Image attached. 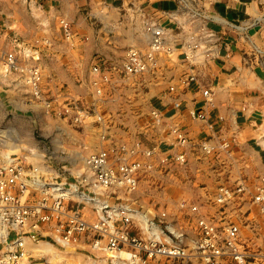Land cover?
I'll return each instance as SVG.
<instances>
[{
  "label": "crops",
  "instance_id": "crops-1",
  "mask_svg": "<svg viewBox=\"0 0 264 264\" xmlns=\"http://www.w3.org/2000/svg\"><path fill=\"white\" fill-rule=\"evenodd\" d=\"M194 5L202 17L183 14L179 0H0V50L15 49L16 40L31 47L38 37L52 38L55 46L43 50L40 62L45 95L60 104L75 100L93 115L112 117L90 125L64 121L72 124L69 131L74 134L69 136L79 147L99 151L141 140L172 156L181 151L173 127L182 128L196 145L204 138L212 140L211 156L191 152L186 167H174L170 174L156 172L155 180L143 182L130 196L142 215L191 238H197L195 217L181 208L183 203L202 206L200 215L213 216L219 211L212 204L219 187H235L242 180L259 183L264 176V0H194ZM61 19L71 26L73 46L65 39ZM145 21L175 30L174 55H166L156 73L138 77L111 71L109 82L102 80L93 72L96 64L110 69L121 65L129 47L146 49ZM179 24L184 30H177ZM200 26L214 30L220 40L213 56L193 65L181 55V45L200 35ZM189 76L196 80L185 88L180 79ZM173 84L177 92L170 93ZM206 89L212 105L203 96ZM153 110L162 115L161 124ZM200 110L213 129L191 116ZM224 143L230 150L221 148ZM86 211L93 215L90 208ZM162 212L168 214L163 221ZM261 219L250 199L240 215L232 216L241 224H261ZM243 231L245 242L254 238L249 228Z\"/></svg>",
  "mask_w": 264,
  "mask_h": 264
},
{
  "label": "built area",
  "instance_id": "built-area-1",
  "mask_svg": "<svg viewBox=\"0 0 264 264\" xmlns=\"http://www.w3.org/2000/svg\"><path fill=\"white\" fill-rule=\"evenodd\" d=\"M179 3L183 14L202 17L194 0ZM60 24L65 39L73 46L69 22L61 19ZM180 29L184 27L180 25ZM198 31L200 35L195 33L181 45V55L193 65L213 56L220 40L208 26H200ZM143 33L148 39L145 50L129 47L121 65L107 69L96 64L93 72L105 82H109L111 71L138 77L156 73L165 56L174 55L179 35L156 21H145ZM54 46L55 41L48 36L36 38L31 47L16 40L15 49L0 50V79L7 82L17 77L29 90L28 103L42 108L48 116L85 123L94 116L89 109L75 100L60 104L45 95L41 54ZM195 80V76H189L181 78L180 83L187 88ZM169 92H177V85H171ZM203 96L207 104H213L209 89L203 91ZM152 116L161 124L159 111L153 110ZM191 116L213 129L205 111H192ZM97 121L100 123L102 118ZM172 133L181 148L172 156L164 155L156 144L122 142L92 151L83 171L31 164L26 157L15 154L0 156V264H23L32 257L29 245L42 243L93 256L106 253L111 264H226V259L236 264H264V176L259 183L242 180L235 187H219L212 200L219 211L213 216L200 215L202 206L183 203L181 208L189 209L195 217L197 238L170 225L162 227L136 208L130 196L139 192L143 182L155 180L156 172L170 174L174 167H186L194 151L202 157L214 153L209 138L196 145L182 128L173 127ZM229 146L224 143L221 148L228 151ZM247 199L258 208L261 224L232 220V216L241 214ZM86 208L92 210V216ZM167 216L162 212L159 219L163 221ZM244 227L254 236L249 242L243 239ZM140 232L148 235L143 237Z\"/></svg>",
  "mask_w": 264,
  "mask_h": 264
},
{
  "label": "rangeland",
  "instance_id": "rangeland-1",
  "mask_svg": "<svg viewBox=\"0 0 264 264\" xmlns=\"http://www.w3.org/2000/svg\"><path fill=\"white\" fill-rule=\"evenodd\" d=\"M19 82L14 78L7 82L0 79V156L15 154L26 157L31 164L50 165L56 169L66 166L74 171H83L85 165L72 161L76 159V154L80 153L86 158L92 150L85 146L79 147L73 136H69L72 124L66 123L74 122L55 121L42 108L28 103L29 90ZM104 115H94L83 125L98 122V117L102 118L100 123L112 120V117ZM40 245H29V255L32 257L27 258L23 264H104L106 261V264H111L106 253L93 256L85 251L61 250L56 247L63 253V259L54 262L51 254L41 249Z\"/></svg>",
  "mask_w": 264,
  "mask_h": 264
},
{
  "label": "bare ground",
  "instance_id": "bare-ground-1",
  "mask_svg": "<svg viewBox=\"0 0 264 264\" xmlns=\"http://www.w3.org/2000/svg\"><path fill=\"white\" fill-rule=\"evenodd\" d=\"M8 156L9 155H7V157ZM85 161H86V158H84V156L82 154L80 155V153H79L78 155L76 154V159L74 161H72V162H74V163H80V165H82V164L85 165ZM40 246H41L40 247L41 249H44V250L48 251L51 254L52 261L58 262L59 260L63 259V257H62L63 256V253L60 252L59 250H57L52 245L46 243V245H43L42 244ZM106 262L104 264H106Z\"/></svg>",
  "mask_w": 264,
  "mask_h": 264
}]
</instances>
